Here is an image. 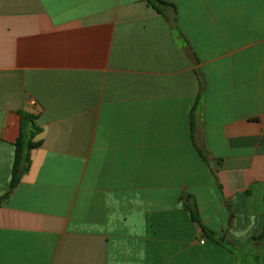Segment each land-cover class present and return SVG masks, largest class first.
Segmentation results:
<instances>
[{
    "label": "crops",
    "instance_id": "0c3cea01",
    "mask_svg": "<svg viewBox=\"0 0 264 264\" xmlns=\"http://www.w3.org/2000/svg\"><path fill=\"white\" fill-rule=\"evenodd\" d=\"M163 1L0 0V264H264V0Z\"/></svg>",
    "mask_w": 264,
    "mask_h": 264
},
{
    "label": "trees",
    "instance_id": "16d2710c",
    "mask_svg": "<svg viewBox=\"0 0 264 264\" xmlns=\"http://www.w3.org/2000/svg\"><path fill=\"white\" fill-rule=\"evenodd\" d=\"M148 1L153 5V7H155L159 11L161 7L168 5V3H166L163 0H148ZM20 115H21L22 132L20 137L17 139L15 143V161L12 172L10 189L5 196L0 198V205L2 204V201L18 186L23 173L28 169V166L30 164V151L41 145V142L32 141L33 138L40 133V129L35 124V120L37 119V116L24 112H20ZM192 130L194 132V125H192ZM26 132L27 133L29 132L31 137L30 141H28L27 143H25L24 141V137L27 136ZM193 141H194V137H193ZM191 215L194 220L198 221V215L195 210H191ZM210 237L215 241H217L218 243L224 244L223 239L216 238L213 236ZM225 246L228 245L225 244Z\"/></svg>",
    "mask_w": 264,
    "mask_h": 264
},
{
    "label": "built area",
    "instance_id": "2783aa9c",
    "mask_svg": "<svg viewBox=\"0 0 264 264\" xmlns=\"http://www.w3.org/2000/svg\"><path fill=\"white\" fill-rule=\"evenodd\" d=\"M33 104V106H35V103H32Z\"/></svg>",
    "mask_w": 264,
    "mask_h": 264
}]
</instances>
